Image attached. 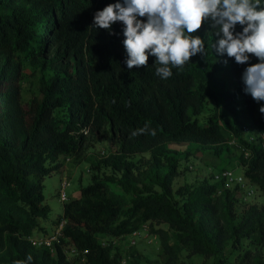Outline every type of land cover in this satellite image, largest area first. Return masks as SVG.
I'll return each mask as SVG.
<instances>
[{
	"label": "trees",
	"instance_id": "16d2710c",
	"mask_svg": "<svg viewBox=\"0 0 264 264\" xmlns=\"http://www.w3.org/2000/svg\"><path fill=\"white\" fill-rule=\"evenodd\" d=\"M114 2L0 0V264L29 255L32 264H81L83 251L84 264H140L138 253L122 256L113 242L143 226L160 237L161 264H172L181 248L222 263L233 257L237 264H264V206L237 219L230 188L242 187L226 188L208 170L227 169L209 167L210 182L172 187L182 153L171 145L220 155L233 142L246 154L243 178L264 193V116L242 91L244 65L216 64L215 38L202 24L194 34L204 37L207 57L190 58L163 81L153 57L148 68L128 70L122 35L91 27L93 14ZM35 75L36 90L25 99ZM243 127L245 141L238 137ZM91 137L108 141L113 152L90 163L100 176L95 172L51 223L54 230L63 223L59 243L33 247L27 238L50 212L44 180L59 159L79 158ZM65 248L78 256L69 260Z\"/></svg>",
	"mask_w": 264,
	"mask_h": 264
},
{
	"label": "clouds",
	"instance_id": "9594fccd",
	"mask_svg": "<svg viewBox=\"0 0 264 264\" xmlns=\"http://www.w3.org/2000/svg\"><path fill=\"white\" fill-rule=\"evenodd\" d=\"M117 23L120 33L113 31ZM202 24L215 38L216 60L244 65L242 91L264 116V0H115L93 14L91 27L122 35L128 70L148 68L153 57L154 74L163 81L190 58L207 57L204 37L194 34ZM18 264H32V256Z\"/></svg>",
	"mask_w": 264,
	"mask_h": 264
},
{
	"label": "rangeland",
	"instance_id": "374dc122",
	"mask_svg": "<svg viewBox=\"0 0 264 264\" xmlns=\"http://www.w3.org/2000/svg\"><path fill=\"white\" fill-rule=\"evenodd\" d=\"M223 58L216 60V64L221 63ZM39 75H35L33 79L26 85L24 91V98L28 99L32 92L36 90V81ZM223 76L227 84V88L232 90L233 82L229 73V69L225 68ZM213 105L209 104V108ZM259 107L257 114H259ZM238 137L245 141L248 139V133L239 132ZM171 147L178 149L181 154L182 163L180 164V171L177 178L173 181V189H178L182 185H194L201 182H210L207 168L211 167L215 170L227 169L233 170L236 177L242 176L244 171L243 161L245 156H242V148L238 145L227 146V149H223L220 155L214 154L210 150H198L194 146H188L186 144H173ZM110 152H113V148L109 147L108 141H103L97 138H90L86 147L79 158H67L59 159L57 163L60 165L59 169L54 171L48 176L43 184V196L45 198V204L49 207L48 218L36 228L32 236H46L50 235L54 228L51 225L62 214L63 205L68 201L75 199L79 196L80 191L92 183V177L94 173L100 176L97 171L90 168V163H94L95 160L104 159ZM141 157L147 158V155ZM191 167L192 169H188ZM107 172V171H106ZM103 177V175H101ZM66 183L64 188V195L66 200L62 202L60 200L62 185ZM116 193H119L118 189L113 187ZM234 191L236 204L235 212L237 219L240 218L242 213L249 207H262L264 206V193L251 183L245 182L242 188H230ZM146 228V227H145ZM152 230L167 229L163 225L153 224ZM130 236L114 241L113 246L123 255L128 256L130 252L135 251L140 258V264H161L162 248L160 245V237L151 232L150 228H146L145 232H141L140 236L134 240L133 247L129 244ZM172 242H170L171 244ZM68 251L69 248H65ZM262 257L264 258V251H262ZM69 260H72L68 257ZM172 264H237V261L230 257L226 259L224 263L217 261L212 257H200L190 255L188 252L180 249L177 254V258L173 260Z\"/></svg>",
	"mask_w": 264,
	"mask_h": 264
},
{
	"label": "built area",
	"instance_id": "2783aa9c",
	"mask_svg": "<svg viewBox=\"0 0 264 264\" xmlns=\"http://www.w3.org/2000/svg\"><path fill=\"white\" fill-rule=\"evenodd\" d=\"M249 129L247 127H243V131L244 132H247ZM260 139H261V142H262V147H264V133L263 134H260ZM250 142L253 141L252 138L249 139ZM231 145H234L233 142L230 143ZM246 156V154H245ZM211 173V176L213 178L214 181H223L225 182V187L226 188H230L231 185L233 184H238L240 185L241 187L244 186V183L246 182L245 179L243 178V176H238L236 177L235 174H234V171H231V170H223V171H211L210 169H208ZM67 186L66 183H64L62 185V188H61V195H60V200L62 202H64L66 200V197L64 195V188ZM62 227H63V223H60L58 225V227L50 234V235H46V236H39V237H30V238H27V240L30 242V244L33 246V247H42V248H46V249H50L52 250L53 249V245L54 244H57L59 243V240L61 238V230H62ZM145 226L142 227V230L141 231H136V232H133L130 236V242L129 244L131 246L134 245V240L140 236L141 232H145ZM66 250V249H65ZM64 250V254L67 256V257H76L78 256V252L75 248H69L68 251H65ZM84 255H86V251H83L82 252V256L83 258L80 260V263L81 264H84Z\"/></svg>",
	"mask_w": 264,
	"mask_h": 264
}]
</instances>
